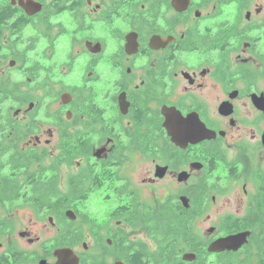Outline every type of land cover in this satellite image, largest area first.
Listing matches in <instances>:
<instances>
[{
    "label": "flooded vegetation",
    "instance_id": "flooded-vegetation-1",
    "mask_svg": "<svg viewBox=\"0 0 264 264\" xmlns=\"http://www.w3.org/2000/svg\"><path fill=\"white\" fill-rule=\"evenodd\" d=\"M81 69L77 83L59 80L52 121L28 120L35 104L52 103L56 75ZM35 88L44 97L21 98ZM6 102L0 264H163L176 209L193 237L177 264H264V0H0ZM74 176L81 192L70 199ZM106 188L115 203L92 218L85 201ZM217 196L226 201L205 238L200 219ZM84 226L93 249L81 243ZM240 232L237 249L208 251ZM139 233L157 242L153 252L132 243Z\"/></svg>",
    "mask_w": 264,
    "mask_h": 264
},
{
    "label": "rangeland",
    "instance_id": "rangeland-1",
    "mask_svg": "<svg viewBox=\"0 0 264 264\" xmlns=\"http://www.w3.org/2000/svg\"><path fill=\"white\" fill-rule=\"evenodd\" d=\"M81 68H82V62H81ZM80 74H83L82 69L79 72H72L70 75H64V72H60V74L56 75L54 77V81L55 83H52V92H51V99L52 103L47 107L44 108L43 104L39 105V104H35L33 109L30 111V113L28 114V120L30 119L35 120V121H41L44 124H47V121H52L53 119V113L58 110L61 109L60 103H59V97L61 95V91H59V85L58 82L59 80H63V83H65V81L71 82V83H77L80 79ZM66 84V83H65ZM76 96V94H74ZM27 97L29 98L30 101H38L41 99V97H44V94L41 92V90L39 88H35L33 90H22L21 91V98ZM50 100V98H47ZM10 105L9 102H6L2 107H0V112L2 114H5V116H9L11 117V114L13 112V110H9L8 113V106ZM28 102L26 103V105L23 107V110H25L27 108ZM15 110V108H14ZM7 114V115H6ZM65 115V113H64ZM56 140L54 142V145L52 146V150H56V153L60 150L58 145L61 143L60 138L58 139V137H56ZM21 143H24V141H21ZM44 158H42L43 160ZM80 161V156H75L72 157V162L69 161V165L66 168L69 175H74L77 172V166H76V162ZM54 162L53 159L49 158L48 156H46V160L42 163V165H51ZM140 176L142 175H137V178H135V181L139 182L140 180ZM238 190H234V192H236ZM101 193H94L92 194L90 197L87 198V200L85 201V206H84V210L86 213H88L92 218H100L101 214H103V212L105 211L104 209H109L112 207V205L115 203L114 199H113V193L111 188H106L102 191H100ZM104 195H106L105 197H103ZM225 197L223 196H217V201L214 205H212L211 210L208 211L210 218L207 219V217H202L200 219V223L199 225L201 226V230H202V234L205 236V229L211 225H216V223L219 222V213L218 209H221L224 203ZM75 206V205H74ZM76 208V206H75ZM22 210L20 208H15L12 210L11 213H19ZM224 212V211H223ZM84 230V236H81L82 240L81 243L85 242L87 243L91 249H93L96 246V242L93 240L91 233H88V228L87 226L83 227ZM217 234H215L216 236ZM110 235H106V237H109ZM207 236H205L206 238ZM130 240H132V243H139L144 245L148 251L153 252L156 247L158 246L157 242L154 241L152 238L150 237H143L142 233H139L135 236L130 237ZM88 254V253H86ZM87 256V255H86Z\"/></svg>",
    "mask_w": 264,
    "mask_h": 264
},
{
    "label": "trees",
    "instance_id": "trees-1",
    "mask_svg": "<svg viewBox=\"0 0 264 264\" xmlns=\"http://www.w3.org/2000/svg\"><path fill=\"white\" fill-rule=\"evenodd\" d=\"M69 161L72 162V157L68 158ZM81 192V187L78 181V176H74L70 180V191H69V196L70 199H76L78 198L79 194ZM260 197L264 199V190L261 193ZM262 205V203L260 204ZM62 205H60L61 207ZM69 207H75L74 205L70 204ZM175 210V209H174ZM169 211H166L168 213ZM198 213H201V206L200 204L198 205ZM178 213V214H175ZM174 218L173 219H167L166 220V225H165V239L163 243V248L161 249L160 256L162 258V263L163 264H177V257L178 255V247L180 244L185 243L190 246V241L192 240V235H191V226L190 224L192 223L191 219L186 215V212L182 210L176 209L175 212L173 213ZM76 240V238H75ZM82 240V238H81ZM193 247L198 248V245H192ZM202 252H197V256L199 257ZM202 255L205 257L206 252H203ZM227 259L223 260V256H220L219 259H217V264H229L226 263ZM230 264H232L230 262Z\"/></svg>",
    "mask_w": 264,
    "mask_h": 264
},
{
    "label": "water",
    "instance_id": "water-1",
    "mask_svg": "<svg viewBox=\"0 0 264 264\" xmlns=\"http://www.w3.org/2000/svg\"><path fill=\"white\" fill-rule=\"evenodd\" d=\"M63 99H64V96H63ZM67 213L74 215V212L72 210H68ZM247 235H248V232H240L236 234L219 237L210 243V245L208 246V251L220 252L225 249L227 250L237 249L239 246H241L246 241ZM193 257H194V254L192 253H185L183 255V258L186 260H191ZM117 264H125V263L122 261H119L117 262Z\"/></svg>",
    "mask_w": 264,
    "mask_h": 264
}]
</instances>
